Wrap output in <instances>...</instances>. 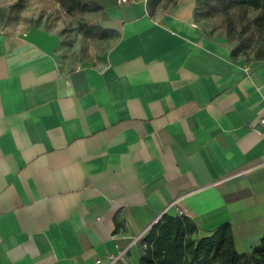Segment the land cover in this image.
<instances>
[{
    "label": "crops",
    "instance_id": "obj_1",
    "mask_svg": "<svg viewBox=\"0 0 264 264\" xmlns=\"http://www.w3.org/2000/svg\"><path fill=\"white\" fill-rule=\"evenodd\" d=\"M99 2L105 45L79 62L59 33L0 16V264L170 260L177 223L194 243L227 226L250 252L264 234V59L206 35L195 0Z\"/></svg>",
    "mask_w": 264,
    "mask_h": 264
},
{
    "label": "rangeland",
    "instance_id": "obj_2",
    "mask_svg": "<svg viewBox=\"0 0 264 264\" xmlns=\"http://www.w3.org/2000/svg\"><path fill=\"white\" fill-rule=\"evenodd\" d=\"M100 0H0V16L15 31L40 26L62 36L64 57L70 62L90 59L104 43L94 40ZM173 0H146L151 11ZM196 24L209 37L224 39L245 62L264 59V16L261 9L234 0H195Z\"/></svg>",
    "mask_w": 264,
    "mask_h": 264
},
{
    "label": "trees",
    "instance_id": "obj_3",
    "mask_svg": "<svg viewBox=\"0 0 264 264\" xmlns=\"http://www.w3.org/2000/svg\"><path fill=\"white\" fill-rule=\"evenodd\" d=\"M236 3L261 9L264 16V0H234ZM236 55V50H233ZM158 223L156 222L154 226ZM170 260L159 257V250L147 251L141 264H264V234L259 243L248 253H238L233 246L231 231L220 227L196 243L190 238L183 239L184 230L177 223L170 230Z\"/></svg>",
    "mask_w": 264,
    "mask_h": 264
},
{
    "label": "built area",
    "instance_id": "obj_4",
    "mask_svg": "<svg viewBox=\"0 0 264 264\" xmlns=\"http://www.w3.org/2000/svg\"><path fill=\"white\" fill-rule=\"evenodd\" d=\"M129 1H133V0H117V3L122 4V3L129 2ZM260 123L262 126H264V117L260 119ZM177 214L182 215L183 211L181 209H177ZM122 253H123L122 251H119L118 254H116V255H112V254L106 255L107 263H105V264H117ZM99 263H101V260L96 259L95 264H99Z\"/></svg>",
    "mask_w": 264,
    "mask_h": 264
}]
</instances>
